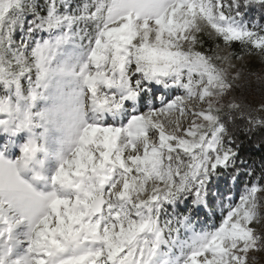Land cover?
Listing matches in <instances>:
<instances>
[{"label":"snow or ice","instance_id":"1","mask_svg":"<svg viewBox=\"0 0 264 264\" xmlns=\"http://www.w3.org/2000/svg\"><path fill=\"white\" fill-rule=\"evenodd\" d=\"M252 55L264 0H0V126L44 131L59 101L75 129L49 191L20 176L35 138L0 155V264H254L264 164L237 163L230 124L264 128V103L234 97L228 71ZM224 173L245 177L237 202L212 191ZM213 199L221 219L200 226Z\"/></svg>","mask_w":264,"mask_h":264},{"label":"trees","instance_id":"2","mask_svg":"<svg viewBox=\"0 0 264 264\" xmlns=\"http://www.w3.org/2000/svg\"><path fill=\"white\" fill-rule=\"evenodd\" d=\"M42 2V0H40ZM31 19V17H29ZM43 36L44 34L41 33ZM22 33L18 29L14 33V40L20 41ZM204 49L208 50L214 46L212 40L204 38ZM86 42V41H85ZM223 46L222 42H219ZM228 52L240 53V45L234 44L231 49L227 48ZM255 55L245 56L247 61V66L242 67L238 70L239 76L234 81L232 95L237 99H242L248 104L252 105L254 108L258 107L261 103H264V61L257 62L253 60ZM235 58V57H233ZM161 92L158 90L156 95L159 96ZM37 130L35 129L33 133L23 130L20 132H15L12 129H5L0 126V148L7 144V139L11 141V148H9L8 158L13 157V153L17 150H21L24 142L32 136H37V141H41L37 135ZM230 130L235 138V143L238 145L239 159L246 161L248 165L255 167L257 170L262 164H264V128L257 129L255 131L249 132L246 128L245 121L241 120L239 117L236 118L234 124H230ZM7 155V152H6ZM31 164L39 170V165L35 166L32 162ZM32 166V167H33ZM27 168L28 165H27ZM245 177L241 176L235 183L230 179L229 173H224L220 176L214 177L211 188L214 193L219 192L225 196H231L232 202H237L239 195L243 191ZM49 187V184L47 183ZM190 206V201L181 206V211ZM193 217L195 221L200 226H208L212 224H217L221 219V209L216 206L215 200L213 199L208 208L201 206L198 209L193 210ZM263 262L259 264H264Z\"/></svg>","mask_w":264,"mask_h":264},{"label":"rangeland","instance_id":"3","mask_svg":"<svg viewBox=\"0 0 264 264\" xmlns=\"http://www.w3.org/2000/svg\"><path fill=\"white\" fill-rule=\"evenodd\" d=\"M227 53V48L224 45L221 46L219 54L225 55ZM253 60H256L259 63L261 62V58L257 55L254 56ZM217 63H219V61H217ZM231 63L234 65V67L228 69L230 79L233 76H236L238 70H240L242 67L247 66L246 57H244L243 59L232 58ZM221 66L226 67V65ZM37 135L41 141H37V136H32L30 137V139L35 138L38 144H44L46 150L36 152L34 158L30 160L27 164L29 168H27L26 166L24 169H22L20 171V176L22 179L33 183V186L38 191L46 192L51 190V178L60 164V157L67 151V144L59 143L54 136L45 135L43 129L37 130ZM25 143H27V140L24 142V144ZM9 148H11V141L7 139V144L3 145V147L0 148V155H3L5 159H8L11 162H15L22 155V151H18L17 148H15L16 151L13 153V157L8 158V152L10 151ZM31 162L35 166L39 165V170L34 167ZM36 173H40L46 179H42L40 181H33V176ZM47 183L49 184V187L47 186ZM250 256L255 257L254 264H259L260 262L262 263V260L264 259V251L252 252L250 253Z\"/></svg>","mask_w":264,"mask_h":264},{"label":"clouds","instance_id":"4","mask_svg":"<svg viewBox=\"0 0 264 264\" xmlns=\"http://www.w3.org/2000/svg\"><path fill=\"white\" fill-rule=\"evenodd\" d=\"M49 106L51 107V111L46 113L44 134L54 136L59 143H66L67 139L73 136L75 132L72 109L66 104L61 105L59 101L55 103L49 101ZM45 150V145L41 144L40 151Z\"/></svg>","mask_w":264,"mask_h":264}]
</instances>
